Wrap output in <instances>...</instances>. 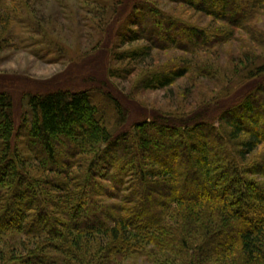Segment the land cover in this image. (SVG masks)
Listing matches in <instances>:
<instances>
[{
  "label": "trees",
  "instance_id": "16d2710c",
  "mask_svg": "<svg viewBox=\"0 0 264 264\" xmlns=\"http://www.w3.org/2000/svg\"><path fill=\"white\" fill-rule=\"evenodd\" d=\"M169 1L247 32L255 14L245 0ZM110 18L122 42L162 50L202 49L218 36L186 24L155 40L151 29L181 21L147 0H127ZM149 52L114 56L134 65ZM177 67L146 73L143 88L168 87L190 70ZM234 69L238 79L212 110L131 126L119 98L92 85L27 94L17 129L12 95L0 91V264H264V153L255 157L264 150V113L255 114L264 55L245 54Z\"/></svg>",
  "mask_w": 264,
  "mask_h": 264
},
{
  "label": "rangeland",
  "instance_id": "374dc122",
  "mask_svg": "<svg viewBox=\"0 0 264 264\" xmlns=\"http://www.w3.org/2000/svg\"><path fill=\"white\" fill-rule=\"evenodd\" d=\"M147 1L181 21L177 30L172 26L168 29L174 23H169L166 29L161 27V31L151 29L149 32L154 33L155 40L157 33L165 38L166 31L180 36L178 32H183L186 24H195L208 34L213 32L218 36L211 35L210 41L214 43H208L202 49L190 47L185 52L171 45L162 50L151 47L145 39L122 42L119 34L112 35L116 27L111 31L110 14L125 9L127 0H105V5L99 3L100 0H96L97 3L94 0H0V91L12 95L17 129L22 126L24 116L29 114L27 94L92 85L105 87L119 98L128 110V126L146 117L188 118L212 110L215 103L226 96L222 91L232 80L238 79L234 67L241 56L248 54L252 59L264 55V0H245L251 1L250 7L255 10L250 23H246L250 33L246 28L217 21L187 4L169 0ZM230 5L232 11L234 5ZM97 6L102 7L99 12L94 9ZM130 28L134 29L135 25ZM226 30L230 33L229 38L224 33ZM111 35L114 42L109 41ZM139 47H149L150 52L148 58L139 59L138 64L133 62L135 68L128 64L129 59L123 62L115 59L116 51ZM137 66L140 68L136 69ZM175 66L177 69L186 66L190 70L185 76L174 79L168 87L155 84V88H143L146 73L160 69H168L167 73H170ZM128 67L133 70L126 72ZM117 69L119 76L112 73ZM215 96L217 99L213 101ZM208 102H211L210 108L205 109ZM256 104L255 114L264 113V101ZM262 153L263 148H259L256 159ZM0 248L7 249L5 240L0 241ZM124 264L149 262L134 258Z\"/></svg>",
  "mask_w": 264,
  "mask_h": 264
}]
</instances>
